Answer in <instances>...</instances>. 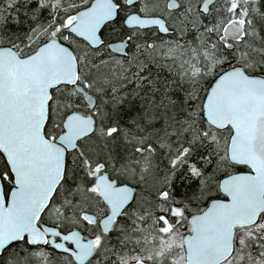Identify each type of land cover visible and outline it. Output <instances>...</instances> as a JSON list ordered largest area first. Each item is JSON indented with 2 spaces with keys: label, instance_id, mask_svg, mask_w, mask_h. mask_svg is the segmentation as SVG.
<instances>
[{
  "label": "snow or ice",
  "instance_id": "6c2138e0",
  "mask_svg": "<svg viewBox=\"0 0 264 264\" xmlns=\"http://www.w3.org/2000/svg\"><path fill=\"white\" fill-rule=\"evenodd\" d=\"M0 264H264V0H0Z\"/></svg>",
  "mask_w": 264,
  "mask_h": 264
}]
</instances>
